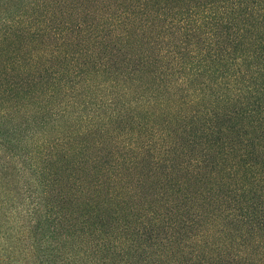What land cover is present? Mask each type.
I'll return each instance as SVG.
<instances>
[{
  "label": "trees",
  "instance_id": "obj_1",
  "mask_svg": "<svg viewBox=\"0 0 264 264\" xmlns=\"http://www.w3.org/2000/svg\"><path fill=\"white\" fill-rule=\"evenodd\" d=\"M0 264H264V0H0Z\"/></svg>",
  "mask_w": 264,
  "mask_h": 264
},
{
  "label": "rangeland",
  "instance_id": "obj_2",
  "mask_svg": "<svg viewBox=\"0 0 264 264\" xmlns=\"http://www.w3.org/2000/svg\"><path fill=\"white\" fill-rule=\"evenodd\" d=\"M69 166V165H68ZM151 183H153V182H151ZM151 189V187L148 189V190H150Z\"/></svg>",
  "mask_w": 264,
  "mask_h": 264
}]
</instances>
